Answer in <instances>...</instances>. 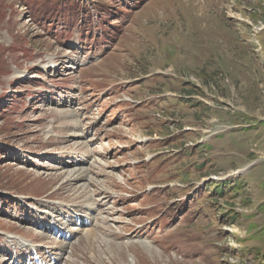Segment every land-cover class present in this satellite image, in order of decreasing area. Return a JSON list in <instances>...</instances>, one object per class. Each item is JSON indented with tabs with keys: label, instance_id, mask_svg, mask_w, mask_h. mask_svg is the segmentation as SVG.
<instances>
[{
	"label": "rangeland",
	"instance_id": "obj_1",
	"mask_svg": "<svg viewBox=\"0 0 264 264\" xmlns=\"http://www.w3.org/2000/svg\"><path fill=\"white\" fill-rule=\"evenodd\" d=\"M100 1L96 5L90 0H0L1 229L12 230L5 220L23 223L22 214L17 215L20 207L12 205L13 196H37L63 170L44 144L57 133H47L49 124L43 118L53 105L40 97L54 84L60 95L72 89L69 99L88 110V118L81 119L89 120L86 128L103 146L98 159L108 165L106 173L117 177L111 183L118 186L111 188L116 195L100 199L102 194H95L91 202L88 196L100 187L111 191L89 167L75 192L62 195L61 201L83 211L97 229L84 232L83 237L88 234L95 244L82 248L88 252L82 254L83 262L64 264H143L130 255L133 251L155 264H264V0ZM121 37L114 59H104ZM71 58L78 66L66 76L64 66ZM51 61L59 63L55 78ZM119 81L120 89L106 92L112 86L109 82ZM113 93L137 103L128 104L133 120L127 112L121 127L112 129L109 124L122 105ZM64 105L60 107L70 106ZM71 118L75 117L53 122L69 128L58 138L63 145L67 139L72 144L64 160L71 162L80 152L77 168H83L87 160L96 159L82 143L73 144L71 130L79 129L83 121ZM111 145L117 146L113 150ZM152 152H160L154 164L121 166ZM237 170L242 171L234 173ZM128 174L139 178L136 184L143 183L129 182L134 188L152 184L159 188L166 179L178 182L185 189H168L162 200L176 201L175 208L180 198H187L189 209L178 229L165 230L154 239L148 230L156 224L160 206L125 205L124 220L143 225L127 234L128 243L142 237L151 243L124 244L114 254L97 227L99 217L108 213L95 206L82 210L80 205L113 200L123 189L120 181L128 187L123 177ZM209 176L227 179L194 186ZM83 183L85 193L77 188ZM132 198L130 191L123 203ZM134 232L141 235H130ZM100 239L103 245L97 244ZM181 242L186 243L185 254L180 250L175 254L186 258L175 259L167 251Z\"/></svg>",
	"mask_w": 264,
	"mask_h": 264
},
{
	"label": "bare ground",
	"instance_id": "obj_2",
	"mask_svg": "<svg viewBox=\"0 0 264 264\" xmlns=\"http://www.w3.org/2000/svg\"><path fill=\"white\" fill-rule=\"evenodd\" d=\"M46 61V60H45ZM52 62V61H51ZM48 63V62H47ZM68 63V62H67ZM16 75H18V74H16ZM204 132H206V131H204ZM146 160H148V158L146 159ZM72 162V161H71ZM74 162V167H72L70 170H68L67 172H66V175H68V178H70V179H76L77 180V182H80V181H83L84 180V178L86 177V173H87V171L90 173V170H88V169H84V168H77V165H78V162H75V161H73ZM210 179H213V180H219L220 178H216V177H214V176H212V177H210ZM222 179V178H221ZM114 182V181H113ZM92 184V183H91ZM93 185V184H92ZM85 185H84V183L83 184H80V185H78L77 186V188H81L82 189V187H84ZM107 186L109 187V190L111 191V192H107V188H104V187H100V190H98L99 192H94V194H93V196H88V198L90 199V201L92 202L93 200H94V196H96V195H100V194H102L101 196H100V199H104V198H106V197H110V196H112V195H116V192L115 191H112L111 190V188L112 189H115V188H118V186L117 185H115V184H113V183H109V184H107ZM97 187H99V185L97 186ZM81 192H84L85 193V190L84 189H82L81 190ZM96 194V195H95ZM106 195H109V196H106ZM113 198V197H112ZM89 201V202H90ZM98 202V201H97ZM60 204H62V202L60 203ZM60 204H55L54 205V209L57 211V213H59V215L60 216H62L63 217V219H59L58 221L62 224V225H68V224H71V223H73V219H72V214H71V209L69 208V206H65V209H61L60 211H58L59 210V206H60ZM93 206H95V207H98V208H100V207H102L103 205H100V204H97V203H95V204H91V205H86V204H82V205H80V208L82 209V210H87V209H90L91 207H93ZM100 210V212L101 213H104V211H103V209H99ZM82 214H84V212L83 211H79L78 210V212H75V215H78V216H81ZM105 217H107V215L105 216ZM105 217H99V222L101 221L102 222V220L105 218ZM88 235V234H87ZM85 236V237H83L84 239H86V240H88L89 239V237L88 236ZM130 235H141V234H138L137 232L134 234V233H131ZM7 237L9 236V235H6ZM120 238H123L122 236L120 237ZM149 243H151L150 241H147L146 239L144 240V237H142V238H140L139 240H137V241H134L133 242V244H139V245H141V246H143V247H145L146 245H148ZM104 244H106V245H108V250L110 251V252H113L114 254H116V253H118V251H120L119 249H121V247H122V245H124V244H120V243H118L117 245H118V247H116L117 245H111V242H110V239H108V240H105L104 241ZM126 245H129V243L127 242L126 243ZM57 249L59 250V251H62V249H63V247L62 246H57ZM142 249V248H141ZM54 260H55V262L57 263V262H59V260H60V258H54ZM127 264H132V262L131 263H127Z\"/></svg>",
	"mask_w": 264,
	"mask_h": 264
}]
</instances>
